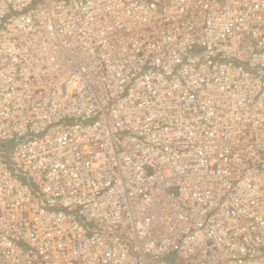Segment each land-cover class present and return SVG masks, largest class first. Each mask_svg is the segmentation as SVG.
Here are the masks:
<instances>
[{
	"label": "built area",
	"instance_id": "built-area-1",
	"mask_svg": "<svg viewBox=\"0 0 264 264\" xmlns=\"http://www.w3.org/2000/svg\"><path fill=\"white\" fill-rule=\"evenodd\" d=\"M0 264H264V0H0Z\"/></svg>",
	"mask_w": 264,
	"mask_h": 264
}]
</instances>
